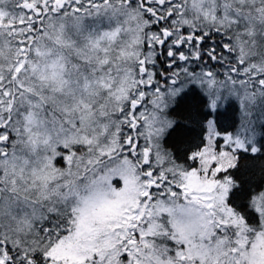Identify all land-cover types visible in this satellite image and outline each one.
Wrapping results in <instances>:
<instances>
[{
  "label": "snow or ice",
  "instance_id": "1",
  "mask_svg": "<svg viewBox=\"0 0 264 264\" xmlns=\"http://www.w3.org/2000/svg\"><path fill=\"white\" fill-rule=\"evenodd\" d=\"M0 264H264V0H0Z\"/></svg>",
  "mask_w": 264,
  "mask_h": 264
}]
</instances>
